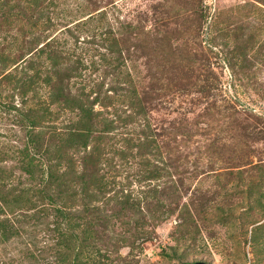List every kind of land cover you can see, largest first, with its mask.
Wrapping results in <instances>:
<instances>
[{"label":"rangeland","instance_id":"374dc122","mask_svg":"<svg viewBox=\"0 0 264 264\" xmlns=\"http://www.w3.org/2000/svg\"><path fill=\"white\" fill-rule=\"evenodd\" d=\"M2 5L0 264H264V0Z\"/></svg>","mask_w":264,"mask_h":264},{"label":"trees","instance_id":"16d2710c","mask_svg":"<svg viewBox=\"0 0 264 264\" xmlns=\"http://www.w3.org/2000/svg\"><path fill=\"white\" fill-rule=\"evenodd\" d=\"M29 1V0H28ZM10 18V14L9 12L6 10V6H1V10H0V18H1V24L4 23V19L5 17ZM10 22V21H9ZM38 41V40H36ZM30 43H35V41H31ZM52 59V58H51ZM53 61V60H52ZM58 64L56 62L53 63V69L51 70V73L49 76H47L45 78V80L48 82V81H51L50 79L52 78V76H56L57 77V83L59 85H56L54 88H55V94H53V99H57L58 97H61V100L62 102L65 103L66 106L68 107H71V108H77L79 109V119L76 123H74L73 127L71 129H69L67 131V136H66V140L69 141V142H72L74 143V145L78 144V145H82V147H86L88 145V140L90 138V135H91V131H92V117H93V111H92V105L91 104H84V102L78 97V96H70L68 94H63L62 93V86L60 85L62 82H63V75L60 74V70L58 69ZM3 75V74H1ZM5 75V76H4ZM2 77H10L11 74L9 72H7V74H4ZM67 76V75H66ZM58 100V99H57ZM25 116V119L28 121V123L32 126L35 125V120L33 118V116H29V115H24ZM31 136H29L28 138V141H27V144L25 146V149H24V153L27 155V150L29 149V157L32 159V158H41V156H46L48 154V147H43V144H40L38 139L35 138V135L34 133H30ZM62 142L65 141V139H61ZM62 144H59V150L62 149ZM68 178H71L73 179L74 182H76V179H75V172L73 171V168L71 167V171L68 172ZM49 176H51L52 174L51 173H48ZM82 182H83V187H84V192L86 190L89 189V186H92L93 185V180H91L89 177L87 178H82L81 179ZM16 199H14V201H18L17 197H15ZM0 201H2L3 203H7L8 205V202H10V200L8 199V196H4L2 195L1 193V190H0ZM10 207V206H9ZM11 212H13L12 210H14L12 207H10L9 209ZM10 225V224H9ZM8 224L4 223V222H1L0 221V238L3 237L6 235V231H9L10 230V227H9ZM93 264V263H92ZM192 264V263H190Z\"/></svg>","mask_w":264,"mask_h":264},{"label":"water","instance_id":"95a60500","mask_svg":"<svg viewBox=\"0 0 264 264\" xmlns=\"http://www.w3.org/2000/svg\"><path fill=\"white\" fill-rule=\"evenodd\" d=\"M192 264H209V263H206V262H203V261H197V262H193Z\"/></svg>","mask_w":264,"mask_h":264}]
</instances>
